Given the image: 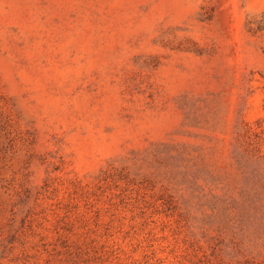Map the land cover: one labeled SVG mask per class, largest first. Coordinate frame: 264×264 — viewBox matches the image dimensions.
<instances>
[{
	"label": "rangeland",
	"instance_id": "1",
	"mask_svg": "<svg viewBox=\"0 0 264 264\" xmlns=\"http://www.w3.org/2000/svg\"><path fill=\"white\" fill-rule=\"evenodd\" d=\"M0 264H264V0H0Z\"/></svg>",
	"mask_w": 264,
	"mask_h": 264
}]
</instances>
